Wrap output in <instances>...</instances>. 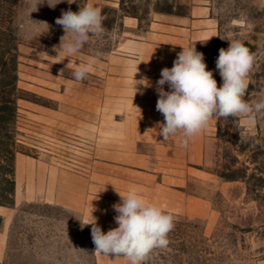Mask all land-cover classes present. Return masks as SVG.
Masks as SVG:
<instances>
[{"label": "rangeland", "instance_id": "1", "mask_svg": "<svg viewBox=\"0 0 264 264\" xmlns=\"http://www.w3.org/2000/svg\"><path fill=\"white\" fill-rule=\"evenodd\" d=\"M58 2L0 0V27L12 28L18 51L14 156L30 155L80 172L89 169L92 112L76 104L91 103L92 92L85 87L77 90L72 71L82 64L93 67L94 57L103 60L115 49L126 31L125 17L137 19L142 31L150 21L166 18L165 10L177 16L213 18L219 38L196 50L204 54L217 86L223 83L216 69L219 49L228 48L227 40H240L254 55L245 99L252 102L264 96V0ZM85 4L105 8L104 31L90 36L81 52L57 63L64 53L55 48L65 33L55 20L62 11L78 12ZM40 22H47L48 31ZM84 81L91 83L92 73ZM71 119L84 123V135L62 128ZM202 168L211 179L192 180L189 190L212 205L213 219L172 214L168 246L154 249L145 264H264V116H257L255 124L245 118L217 119ZM3 188L0 184V193ZM6 208L7 226L0 216L6 239L2 264H96L91 228L81 227L80 214L43 202L14 201Z\"/></svg>", "mask_w": 264, "mask_h": 264}, {"label": "crops", "instance_id": "2", "mask_svg": "<svg viewBox=\"0 0 264 264\" xmlns=\"http://www.w3.org/2000/svg\"><path fill=\"white\" fill-rule=\"evenodd\" d=\"M166 15L163 20L150 21L144 31L137 19L125 17L126 31L115 49L103 60L93 58L91 83H76L77 90L85 87L92 92L91 103L76 104L92 112L91 126L88 125L92 144L89 169L80 172L38 157L17 154L16 204L28 201L56 205L80 214L84 223L92 215L106 233L118 226L112 208L120 201L116 191L124 194L135 189L171 214L189 219H213L212 205L192 193L189 183L211 179L202 166L217 119H211L186 148L181 147L179 136L161 143L156 125L164 117L156 111L155 86L161 69L171 68L177 53L183 48L211 44L219 38L220 30L211 17ZM142 78H147L152 86L137 84L135 93L134 80ZM83 124L79 119H71L62 128L84 135ZM0 216L4 227L7 226L8 208L0 206ZM5 240L0 229V264ZM94 258L96 264H129L122 257L113 259L95 252V245Z\"/></svg>", "mask_w": 264, "mask_h": 264}, {"label": "clouds", "instance_id": "3", "mask_svg": "<svg viewBox=\"0 0 264 264\" xmlns=\"http://www.w3.org/2000/svg\"><path fill=\"white\" fill-rule=\"evenodd\" d=\"M75 2L67 0L69 5ZM55 5L49 4L50 7ZM104 19L99 7L86 4L80 5L78 12L70 8L62 11L55 23L62 27L65 34L60 37V44L55 49H60L64 56L57 63L81 52L90 36L101 34L104 31ZM40 23L46 25L48 31L47 22ZM227 41L228 48H220L216 58V69L223 81L219 87L213 72L207 70L204 54L195 47H182L173 66L161 69L155 86L158 95L156 111L164 117L156 125L158 136L162 137L161 143L179 136L182 137L181 147L186 148L213 118H245L255 124L257 116H264V96L252 102L245 99L254 55L242 41ZM64 71L61 69L60 74ZM91 71V64H82L72 71V78L75 82H83ZM134 82L135 93L137 84L152 86L147 78ZM165 85L168 86L167 91ZM116 192L120 201L113 204L112 208L116 213L114 222L118 226L105 233L91 215V220L81 222V227L91 225L95 252L113 259L122 257L129 264H145L154 249L168 246V234L174 228V216L148 201L135 189H129L124 194Z\"/></svg>", "mask_w": 264, "mask_h": 264}, {"label": "trees", "instance_id": "4", "mask_svg": "<svg viewBox=\"0 0 264 264\" xmlns=\"http://www.w3.org/2000/svg\"><path fill=\"white\" fill-rule=\"evenodd\" d=\"M102 15L105 8H101ZM173 14L172 10H165ZM105 24V19L103 21ZM14 31L10 27H0V206L14 203L15 158L11 146L16 143L18 118V51ZM9 155V156H8ZM1 229V226H0Z\"/></svg>", "mask_w": 264, "mask_h": 264}]
</instances>
